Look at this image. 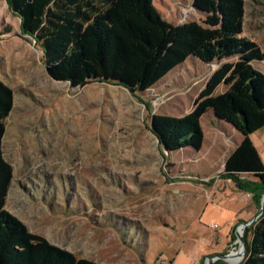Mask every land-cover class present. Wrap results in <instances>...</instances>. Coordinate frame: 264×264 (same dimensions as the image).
Listing matches in <instances>:
<instances>
[{
	"label": "rangeland",
	"instance_id": "obj_1",
	"mask_svg": "<svg viewBox=\"0 0 264 264\" xmlns=\"http://www.w3.org/2000/svg\"><path fill=\"white\" fill-rule=\"evenodd\" d=\"M152 2L166 21L209 27L194 0ZM243 3L241 35L264 52V0ZM8 7L0 0V78L14 92L2 140L13 170L5 209L98 264H239L245 250L234 263L215 257L237 252L235 231L243 237L263 195L257 203L221 175L241 133L211 111L201 117L199 149L167 152L151 131L155 114L190 113L218 64L188 57L144 91L70 86L47 75L40 46ZM252 64L264 71V62ZM250 139L264 163V129Z\"/></svg>",
	"mask_w": 264,
	"mask_h": 264
},
{
	"label": "trees",
	"instance_id": "obj_2",
	"mask_svg": "<svg viewBox=\"0 0 264 264\" xmlns=\"http://www.w3.org/2000/svg\"><path fill=\"white\" fill-rule=\"evenodd\" d=\"M7 2L20 31L40 46L48 76L70 86L103 82L144 91L188 57L208 66L218 64L192 111L180 117L155 114L151 131L167 152L186 146L199 149L204 142L201 117L211 111L242 135L225 159L222 177L260 201L264 163L250 135L264 128V71L252 64L264 62V52L241 35L243 0H194L204 12L207 31L196 22L166 21L152 0ZM221 84L225 90L214 94ZM13 93L0 78V264H98L30 232L5 209L13 170L3 157L2 140ZM242 240L245 255L239 264H264V210L244 229Z\"/></svg>",
	"mask_w": 264,
	"mask_h": 264
},
{
	"label": "water",
	"instance_id": "obj_3",
	"mask_svg": "<svg viewBox=\"0 0 264 264\" xmlns=\"http://www.w3.org/2000/svg\"><path fill=\"white\" fill-rule=\"evenodd\" d=\"M47 75H48V74H47ZM49 77H50V76H49ZM157 140H158V139H157ZM162 149H163V148H162ZM263 210H264V193H263V195H262V199H261V201H260V208H259L258 215H255L253 219H251L249 222L243 223L242 225H243V226H245V225H247V224H248V225H251V224L255 221V219H256L259 215L262 214ZM239 229H241V228L236 229L235 232H236L237 238L242 242V245H243V253H244V250H245L244 244H245V243H244V241H243L242 238H241V233L239 232ZM229 255H230V252H229V253H225V254L218 255V256L215 257V258H220V259L225 260L226 257H227V258L229 257ZM206 260H207V261H206L205 264H211L212 257H209V258H207Z\"/></svg>",
	"mask_w": 264,
	"mask_h": 264
},
{
	"label": "bare ground",
	"instance_id": "obj_4",
	"mask_svg": "<svg viewBox=\"0 0 264 264\" xmlns=\"http://www.w3.org/2000/svg\"><path fill=\"white\" fill-rule=\"evenodd\" d=\"M240 254L241 255L243 254V245H242V243L238 246L237 252L235 254L234 253L233 254H230L229 257L228 258L226 257L225 260H228L229 258H231V263H234V262L237 261V258H238V256L237 257H235V256L236 255H240ZM232 257H234V258H232Z\"/></svg>",
	"mask_w": 264,
	"mask_h": 264
},
{
	"label": "crops",
	"instance_id": "obj_5",
	"mask_svg": "<svg viewBox=\"0 0 264 264\" xmlns=\"http://www.w3.org/2000/svg\"><path fill=\"white\" fill-rule=\"evenodd\" d=\"M233 129H234V127H233ZM262 129H264V128H262ZM235 130H236V129H235ZM258 130H259V129H258ZM258 130H257V131H258ZM260 130H261V129H260ZM260 130H259V131H260ZM255 132H256V131H255ZM241 138H242V135H241ZM240 140H241V139H240ZM238 143H239V142H238ZM259 155H260V154H259ZM261 158H262V157H261Z\"/></svg>",
	"mask_w": 264,
	"mask_h": 264
},
{
	"label": "built area",
	"instance_id": "obj_6",
	"mask_svg": "<svg viewBox=\"0 0 264 264\" xmlns=\"http://www.w3.org/2000/svg\"><path fill=\"white\" fill-rule=\"evenodd\" d=\"M155 264V263H154Z\"/></svg>",
	"mask_w": 264,
	"mask_h": 264
}]
</instances>
